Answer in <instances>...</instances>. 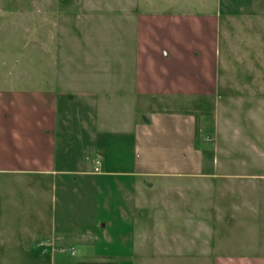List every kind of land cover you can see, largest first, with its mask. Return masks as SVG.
I'll return each instance as SVG.
<instances>
[{
    "label": "rangeland",
    "instance_id": "obj_1",
    "mask_svg": "<svg viewBox=\"0 0 264 264\" xmlns=\"http://www.w3.org/2000/svg\"><path fill=\"white\" fill-rule=\"evenodd\" d=\"M134 1L0 0V88L108 95L98 99L101 119L109 118L106 128L130 122L126 83L137 6L140 11L164 6L160 0ZM254 2L260 9L250 19L236 16L240 21L222 23L218 87L213 97L200 101L203 109L220 111L213 129L212 115L202 116L206 129L198 134L204 151L201 174L99 182L96 216L103 223L90 226L97 236L87 250L92 259L78 253L76 262L213 264L217 254H264V0ZM105 110L114 119L105 117ZM122 155L128 162L122 166L133 169L132 148ZM22 185L15 176L0 174V264H51L50 250L47 260L38 259L16 241L30 237L22 226L31 222L35 226L42 221L51 232L58 202L50 181L43 180L33 192ZM119 186L128 200L121 197ZM106 200L113 209L109 215L102 209ZM120 202L123 218L115 211ZM62 248L58 257L75 260L72 248ZM93 253L111 259L99 262Z\"/></svg>",
    "mask_w": 264,
    "mask_h": 264
},
{
    "label": "crops",
    "instance_id": "obj_2",
    "mask_svg": "<svg viewBox=\"0 0 264 264\" xmlns=\"http://www.w3.org/2000/svg\"><path fill=\"white\" fill-rule=\"evenodd\" d=\"M160 1L164 6L153 11H140L137 6L132 28L135 47L126 83L133 118L124 126L106 128L109 118L101 119L98 99L108 95L33 94L32 90L0 88V174L15 176L32 192L43 180L50 181L52 198L59 205L51 232L42 221L22 226L30 237L16 242L26 253L47 260L50 250L51 264H82L76 262L78 253L92 257L87 250L97 236L90 226L103 223L96 216L99 182L108 185L106 180L125 176L201 174L204 151L198 134L206 129L202 116L212 115L214 124L209 126L213 129L220 111L205 110L200 101L213 97L218 87L222 23L250 19L260 5L256 7L254 0ZM105 70L109 74V65ZM156 101L165 105H149ZM105 114L109 113L105 110ZM127 147L132 148L133 169L122 166L128 163L122 155ZM117 190L128 200L121 186ZM102 209L108 215L113 210L107 200ZM115 211L125 217L121 202ZM108 223L114 225L111 220ZM40 239L52 243L33 253ZM63 245L74 250L75 260L58 257ZM93 254L99 262L111 259ZM213 264H264V254H217Z\"/></svg>",
    "mask_w": 264,
    "mask_h": 264
},
{
    "label": "built area",
    "instance_id": "obj_3",
    "mask_svg": "<svg viewBox=\"0 0 264 264\" xmlns=\"http://www.w3.org/2000/svg\"><path fill=\"white\" fill-rule=\"evenodd\" d=\"M96 163L98 164L99 163V161H96ZM95 169L97 170L98 168L97 167H95ZM36 244L38 245V246H45V245H47V244H49V245H51V243L50 242H48V241H46V240H42V239H40V240H38L37 242H36ZM59 250H64V248H59ZM70 252H71V254H73L74 253V250L73 249H70Z\"/></svg>",
    "mask_w": 264,
    "mask_h": 264
}]
</instances>
